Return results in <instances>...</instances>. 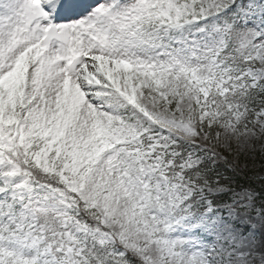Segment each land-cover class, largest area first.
Returning <instances> with one entry per match:
<instances>
[{
  "label": "snow or ice",
  "instance_id": "snow-or-ice-1",
  "mask_svg": "<svg viewBox=\"0 0 264 264\" xmlns=\"http://www.w3.org/2000/svg\"><path fill=\"white\" fill-rule=\"evenodd\" d=\"M0 264H264V0H0Z\"/></svg>",
  "mask_w": 264,
  "mask_h": 264
}]
</instances>
